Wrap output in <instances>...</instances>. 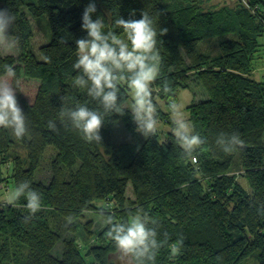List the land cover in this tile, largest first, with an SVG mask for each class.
<instances>
[{"label":"trees","instance_id":"trees-1","mask_svg":"<svg viewBox=\"0 0 264 264\" xmlns=\"http://www.w3.org/2000/svg\"><path fill=\"white\" fill-rule=\"evenodd\" d=\"M1 1L0 20L7 27L0 39L13 38L19 54H4L0 44V87L14 90L26 132L14 139L12 128L0 126V186L26 184L25 191L39 197L40 208L28 209L26 195L14 203L0 202V264H87L89 257L113 264L120 249L108 235L111 224L90 248L65 237L93 210L103 219L113 217L112 223L146 217L160 244L147 264H242L252 256L264 264V79L253 76L264 65V0H248L249 6L243 0L235 6L209 0ZM90 2L97 7L92 18L102 19L105 34L120 37L121 18L150 17L160 59L150 88L156 118L170 127L165 138L157 130L133 144L115 140L113 124L122 118L137 136L126 107V82L118 84L122 112L104 117L100 141L85 140L61 116L78 106L103 110L87 88L75 84L83 75L74 67L76 41L87 38L81 24ZM24 6L33 17L50 20L51 41L38 54L30 43L34 34ZM231 34L220 41L217 55L198 47ZM191 78L207 96L187 107L191 134L203 141L189 156L173 131V112H165L162 102L175 103L178 92L191 87ZM49 145L56 155L46 183L36 173ZM15 146L26 156L16 154ZM239 178L247 179L249 190ZM130 186L133 198L127 195ZM87 225L92 234V224ZM60 241L64 247L58 252ZM173 244L179 247L175 255ZM131 261L137 264L132 254Z\"/></svg>","mask_w":264,"mask_h":264},{"label":"clouds","instance_id":"clouds-1","mask_svg":"<svg viewBox=\"0 0 264 264\" xmlns=\"http://www.w3.org/2000/svg\"><path fill=\"white\" fill-rule=\"evenodd\" d=\"M96 11L95 2H90L82 14L81 27L86 30L87 38L76 41L78 59L74 67L80 69L83 75L76 78L75 84L87 88L88 95L97 100L103 110L78 106L62 112L61 116L66 115L85 140L100 141L104 117L110 113L122 112V107L117 102L120 91L118 84L126 82L134 101L131 105V118L136 124V131L148 137L157 131L158 125L150 88L151 82L159 73L160 59L155 51L157 32L148 14L143 13L140 19L121 18L117 22L123 28L124 38L112 32L105 34L102 19L92 18ZM6 27L7 23L0 20V30ZM9 74H12L10 69ZM170 108L173 112L175 136L190 156L193 147L199 146L203 141L199 135L191 134L187 123L176 118L177 105L172 103ZM0 126L12 128L17 137L26 132L25 117L18 106L14 90L8 86L0 87ZM26 187V184H21L6 199L12 203L19 196L26 195L27 208L36 212L40 208V199L34 191L26 192ZM106 207L111 208L112 205L107 204ZM112 220L111 216L106 219L111 224L108 235L119 249L131 253L137 264L155 260L160 244L155 230L147 227L146 217L136 215L123 223H112ZM170 247L173 255L179 252L176 244Z\"/></svg>","mask_w":264,"mask_h":264},{"label":"rangeland","instance_id":"rangeland-1","mask_svg":"<svg viewBox=\"0 0 264 264\" xmlns=\"http://www.w3.org/2000/svg\"><path fill=\"white\" fill-rule=\"evenodd\" d=\"M35 0H25L26 3L32 2ZM209 4L212 5H232L235 6L237 4V0H209ZM2 1L0 0V6H2ZM23 10L26 11L27 17L29 18V21H31L32 25V30H33V36L31 37L30 43H32L34 51L38 54L39 48L41 45L48 44L51 41L52 38V31H51V26H50V20H48V17L46 15H41L39 17H33L29 12L26 7H23ZM121 38H124V33L120 36ZM232 37L231 35L228 36H220V37H214L210 38L209 40H204L200 42L199 44V49L206 53V54H212V55H217L220 53V46L219 43L221 40L224 39H229ZM0 44L1 48L4 54H19V47L16 44L15 40L11 37L3 38L1 37L0 39ZM190 85L191 87L189 89H182L178 93V98L175 102L177 105V119H182L185 123L188 124V111L187 107L189 104H192L193 101H200L204 99L207 95L206 91H204L203 86L201 83H197L193 78L190 80ZM151 87V86H150ZM203 90V91H202ZM130 95V92H129ZM134 103L133 98L130 95L129 101L126 103V107L131 111V105ZM164 106V107H163ZM162 107L165 112L167 111H172L168 105H166L164 102H162ZM173 115V113H172ZM156 118V116H155ZM157 119V118H156ZM158 125H157V130L160 131V134L162 138H165L166 133L170 129L169 126H167L162 120L157 119ZM189 125V124H188ZM190 127V126H189ZM113 129H114V137L115 140L118 142V144H124L130 142L131 144L135 143L137 139H141L142 141L146 140L141 133L137 132V136H134L130 131L129 128L127 127L124 119L122 118L121 120H117L113 124ZM11 134L13 138L15 139L16 135L14 134V131L11 130ZM13 151L20 155V156H26L25 150L20 147V146H15ZM56 155V150L52 145H49L44 153V157L42 159V167L36 173V177L38 179L44 180L46 183L51 179V170H50V161L51 159ZM7 170V169H6ZM8 173H4V175L7 176ZM240 174V172H238ZM9 175V174H8ZM245 188L249 190L250 185L245 178H239ZM15 189L14 186H11L8 183H2L0 186V202H5L9 203L6 199V197ZM127 195L130 198H133L134 196L132 195V188H130L127 191ZM13 201L12 203H14ZM100 207H103L105 202H98L97 203ZM113 207V206H112ZM111 207V209H113ZM107 208V207H106ZM110 209V208H109ZM56 216H53L52 218H55ZM132 218V217H131ZM58 221H62L60 218ZM55 221V219H54ZM55 223H57L55 221ZM77 230L76 232H67L65 234V237L70 238V239H75L78 243H81L83 246H87L88 248L94 246L98 242V236L102 232L103 229H105V226L107 225L106 219H103V217L97 213L95 210L93 211H87L85 212L84 216L82 219H78L77 221ZM87 224H92L91 228V233L90 234L87 231ZM64 244H62V241L58 243V246L56 247V251L61 252L63 250ZM120 259L122 264H133L131 261V253H126L122 249L117 251L116 254H114L111 258L113 264H117V260ZM87 264H97L93 258L89 257L87 260ZM242 264H259L257 258L255 256H252L250 259L245 260Z\"/></svg>","mask_w":264,"mask_h":264},{"label":"crops","instance_id":"crops-1","mask_svg":"<svg viewBox=\"0 0 264 264\" xmlns=\"http://www.w3.org/2000/svg\"><path fill=\"white\" fill-rule=\"evenodd\" d=\"M253 76H254V78L256 77L258 79H264V65L263 66H259V68H257L255 70V72L253 73Z\"/></svg>","mask_w":264,"mask_h":264},{"label":"built area","instance_id":"built-area-1","mask_svg":"<svg viewBox=\"0 0 264 264\" xmlns=\"http://www.w3.org/2000/svg\"><path fill=\"white\" fill-rule=\"evenodd\" d=\"M243 1H244L245 5L249 6L250 2L248 0H243ZM194 160L196 161L197 159L194 158Z\"/></svg>","mask_w":264,"mask_h":264},{"label":"water","instance_id":"water-1","mask_svg":"<svg viewBox=\"0 0 264 264\" xmlns=\"http://www.w3.org/2000/svg\"><path fill=\"white\" fill-rule=\"evenodd\" d=\"M117 264H122L120 259L117 260Z\"/></svg>","mask_w":264,"mask_h":264}]
</instances>
